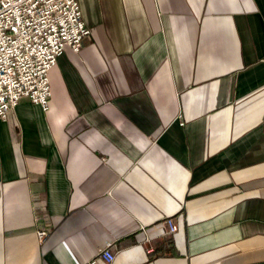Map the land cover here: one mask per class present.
Here are the masks:
<instances>
[{
	"label": "crops",
	"instance_id": "0c3cea01",
	"mask_svg": "<svg viewBox=\"0 0 264 264\" xmlns=\"http://www.w3.org/2000/svg\"><path fill=\"white\" fill-rule=\"evenodd\" d=\"M78 1L0 117V264H264V0Z\"/></svg>",
	"mask_w": 264,
	"mask_h": 264
},
{
	"label": "built area",
	"instance_id": "2783aa9c",
	"mask_svg": "<svg viewBox=\"0 0 264 264\" xmlns=\"http://www.w3.org/2000/svg\"><path fill=\"white\" fill-rule=\"evenodd\" d=\"M91 35L78 0H0V117L6 119L23 95L49 108L50 72L58 56L67 45L80 51L83 39ZM165 219L168 231L176 230L175 220ZM37 233L42 241L48 231ZM115 257L109 243L83 264Z\"/></svg>",
	"mask_w": 264,
	"mask_h": 264
}]
</instances>
